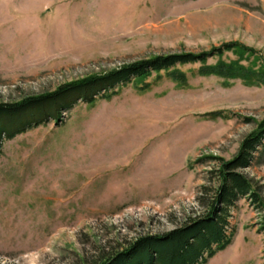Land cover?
<instances>
[{
  "label": "rangeland",
  "instance_id": "obj_1",
  "mask_svg": "<svg viewBox=\"0 0 264 264\" xmlns=\"http://www.w3.org/2000/svg\"><path fill=\"white\" fill-rule=\"evenodd\" d=\"M237 43L264 60V0H0V103L156 55ZM249 54H252L249 56ZM217 57L207 63H216ZM179 66L93 106L78 101L5 140L0 155V264H98L148 234L202 213L198 187L264 123V84ZM264 186V164L245 169ZM264 192V188H263ZM242 199L231 244L207 264H264V233Z\"/></svg>",
  "mask_w": 264,
  "mask_h": 264
},
{
  "label": "trees",
  "instance_id": "obj_2",
  "mask_svg": "<svg viewBox=\"0 0 264 264\" xmlns=\"http://www.w3.org/2000/svg\"><path fill=\"white\" fill-rule=\"evenodd\" d=\"M224 51H232L242 60L244 55L252 53L243 45L228 42L200 53L161 54L65 83L52 92L14 103L1 102L0 155L5 140L29 128L43 126L49 120L60 121L62 113L71 110L78 101L93 106L99 100L118 95L129 85L147 91L150 85L147 80L153 75L159 77L162 72L183 83L186 78L179 66L186 64L198 63L197 71L201 75H215L225 81L238 78L247 85L264 84V60L256 68L238 60L226 62L222 59ZM212 57H217L216 63L208 64ZM211 158L217 164L207 170L195 200L202 213L162 234L140 236L124 248L104 254L98 264H207L228 247L235 233L231 218L238 201L244 199L254 211L264 213V186L245 172L253 165L264 164V123L244 137L231 159ZM257 230L264 233V223Z\"/></svg>",
  "mask_w": 264,
  "mask_h": 264
}]
</instances>
